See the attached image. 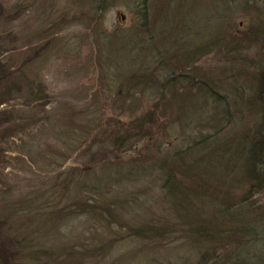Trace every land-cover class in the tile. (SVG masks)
<instances>
[{
    "label": "rangeland",
    "instance_id": "374dc122",
    "mask_svg": "<svg viewBox=\"0 0 264 264\" xmlns=\"http://www.w3.org/2000/svg\"><path fill=\"white\" fill-rule=\"evenodd\" d=\"M94 1L34 0L28 5L25 15L27 21L29 20V27L25 29L24 42H20L23 45L20 52L26 55L23 60L25 69L7 82L4 80L11 76L16 59H4L6 50L14 44V38L7 34L3 25L4 7L0 1V108L15 107L22 114L33 111L36 114L35 118L32 117L34 120H39L43 114L41 110L51 109L52 121L59 125L63 122L69 123L72 126L69 131L71 136L64 141L68 147L60 146L66 157L60 158L64 162L59 170L75 168L77 177L83 179L84 183L100 182L103 190L109 185L110 194L117 197L122 209L119 216L125 217L119 219V222L124 220L125 224H121L120 229L111 231L108 238L105 235L103 240L100 234L95 235L96 231H92L94 234L86 235L87 237L81 234L80 228L85 229L90 220H95V216L85 218L62 245L59 244L61 241L54 242L47 236L53 227L64 221L63 217L57 216L48 224H42L44 228L40 229L41 240L45 242L43 244H55L58 248H68L89 240L92 243L98 242L97 244L108 240L114 241L111 244H128L119 251H113L109 258L101 259V264H210L209 260L198 262L196 247L188 245L189 239L181 232L189 230L183 223H192V229L195 230L204 225L203 215L206 213L205 216L209 219L213 218L216 205L205 208L200 205L201 212L195 209H168V201L159 193L162 178L157 170L156 160L172 155L174 151L191 145L194 140L213 131V126L222 120L214 112L210 117L206 116L205 112L211 110L214 99L212 100L213 97L204 88L202 92L194 94L195 88L192 93L194 95L176 100L172 109L164 113V116L157 113L152 117L153 124L149 127L147 118L143 121L141 116L153 110L158 101V98L154 99L151 95L149 88L152 83L140 84L141 86L138 84L144 90L138 96V103L133 104L127 101L125 103L121 84L128 82L124 78L134 72L140 74L142 71H154L160 67H165L166 71L169 67L168 70L173 69L176 72L181 66H167L168 63L176 60L184 63L187 59L197 58L194 65L197 68L196 74L199 73L198 80L242 107H239L242 114H237L239 109L236 110L233 105L230 109V115L237 120L232 130V137L235 136L245 128L248 120L253 119V111L241 99L242 96L244 101L248 99L250 102L253 90L248 85L241 94L236 93L238 89L234 82V68L235 71L240 68L238 70L243 74L245 68L246 73H252L253 61L260 60L264 53V48L257 49L248 38L247 28L255 19L253 9L248 15V8L247 12L232 14L227 10L223 11L217 0H151L150 12L153 14L157 4L160 6L162 1L163 14L160 23L151 26L153 36L146 38L148 34L137 30L138 17L133 0H106L104 9L98 13L97 18L94 17V21H90L84 13L91 14L89 10L92 9ZM236 1L238 4L242 3V0ZM45 17L53 20L48 22L59 19V24L62 25L54 29L56 35L50 40L55 45L50 49H46L48 42L44 47V42L39 41L40 37L35 33ZM222 27L225 37L221 48L216 49L220 44L218 39L222 36ZM103 33L108 36L119 35L121 39L113 40V54L109 58L106 57L107 40L103 39ZM132 34L145 37L137 38L136 35L135 44L131 41ZM155 44L158 46L154 47ZM143 45L150 47V51L139 50L138 46ZM31 46L34 50L29 51ZM13 57L16 58L15 55ZM237 79L241 80L238 77ZM165 100L161 99L159 110L165 105ZM63 106L74 113L69 121L62 119L63 114L60 113ZM181 106V115L176 116L177 109ZM123 123L129 127V134L133 139L129 144L125 143L120 147L113 143L109 145L110 133ZM39 124L38 121L14 120L7 125H0V149L6 148L0 151V186H13L15 198H24L28 193L36 195L35 187L39 186L40 178L46 176L43 174V167L47 161L39 158L37 163L30 162L25 156L18 157L17 150H9L19 146L21 136L29 129H37ZM40 148L46 150V145L43 144ZM40 148L36 147L35 150L42 151ZM2 153L16 157L6 163ZM213 164H205L204 167H210V171L219 167L215 165L216 162ZM221 167L225 171V176L222 177L225 183L224 193L231 197L240 196L242 177L234 170L238 167L235 157L229 153L223 159ZM56 173L58 171L54 170L46 174L53 176ZM76 191H79V187ZM83 195L87 196L85 192ZM71 196L66 202L73 200ZM145 226L164 231L165 234L158 237L139 235L137 232L140 228L147 230ZM80 236L84 239L81 240ZM7 244V241L0 239V264H14ZM145 244L161 245L148 249L143 247ZM258 249L259 246L254 248L251 244L248 249L243 250L244 256L254 261L261 256ZM217 254L223 255V250L217 249Z\"/></svg>",
    "mask_w": 264,
    "mask_h": 264
},
{
    "label": "trees",
    "instance_id": "16d2710c",
    "mask_svg": "<svg viewBox=\"0 0 264 264\" xmlns=\"http://www.w3.org/2000/svg\"><path fill=\"white\" fill-rule=\"evenodd\" d=\"M0 1L4 7V10L2 9L5 19L3 25L7 34H11L12 39L14 38V44L6 50L5 53L7 54L4 55V59L7 61L16 59L11 76L4 80L7 82L14 75H19V71L25 69L23 60L26 55L20 52V49H23L20 42L21 40L24 42L25 29L29 27L25 10L34 0L32 2L31 0ZM105 1L95 0L92 9L89 10L91 14L84 13V15L89 17L90 21H94V17L98 16V13L104 9ZM133 1L138 17L137 30L140 33L148 34L146 38H149L152 35L151 26L160 23L162 19V1L160 6L157 4L153 14L149 10L151 0ZM217 1L218 6L223 11L227 10L232 14L247 12L246 9L248 8L250 10L247 12L248 15L253 9L255 19L253 24L251 22L247 28L248 38L257 49L262 50L264 48V0H242L240 4L236 0ZM48 21L53 20L45 17V20L40 21L39 30L35 32L40 37L38 40L44 42V47L48 42L46 49L55 45L50 39L56 35L54 29L62 26L59 24V19L54 22ZM223 31L224 28L222 27V36L218 39L219 46L216 47L215 42H213L216 49H220L223 44L225 37ZM103 34L105 35L103 39L107 40V44H105L108 52L106 57L109 58L113 54L112 50L115 43L113 40L120 39V36ZM135 36L132 34L130 37H133L131 41L136 44ZM140 37L145 36L137 35V38ZM234 42L235 40L232 43ZM157 46L158 44H155L154 47ZM138 48L139 50L146 49V51L151 49L144 47V45L138 46ZM32 50H34L33 46L29 48V51ZM14 55L16 58L13 57ZM261 56L260 60L253 61L254 70L252 73H246L245 67V71H243L245 74L238 70L240 68H236V71L234 68L236 75L234 82L236 89H238L236 93L241 94L248 85L250 86L249 89L253 90L250 94V102L248 99L244 101L241 96L242 101L247 104V108L253 111V119L248 120L245 128H242L233 137L232 130L237 120L235 121L230 115V109L232 105L236 110L242 107L235 102H230L225 95L213 91L203 81L198 80L199 73L196 74L197 68L194 65L197 58L187 59L184 63L181 60L168 63L167 66L176 65L177 68L181 66V69L176 72L173 69L168 70L169 67H167V71L165 67H154V71L152 69L149 72L145 70L140 74L133 71V75L130 74L124 78L128 82L125 84L117 83L123 86L122 93H120H124L125 103L127 101L131 104L138 103V96L144 90L138 84L152 83L149 89L152 91L151 95L154 99L158 98L156 99L158 101L154 104L153 110L141 116L143 121H145V117L147 118L149 127H152V117H155L157 113L164 116V113L172 109L176 100L202 92V88L209 93V96L213 97L212 100L214 99L211 110L208 109L205 112L206 116L213 115L214 112L215 116L221 117L223 121L215 124L213 131L194 140L191 145L174 151L170 156L165 155L156 160L157 170L162 178L159 193L168 201V209H195L201 212L200 205L204 208L208 205H216L213 218L210 217L209 219L204 212L205 215L202 219L204 225L200 228L195 230L192 229V223L182 222L189 230L181 232V234L189 239L190 244L188 245L196 247L198 262L209 260L210 264H264V53ZM17 57L20 58L17 59ZM237 77L241 80L238 81ZM195 88L196 90H194ZM193 90L194 94H192ZM161 99L166 100L165 105L161 106L162 108L159 110ZM181 110L182 106L177 109L176 116L181 115ZM41 111L43 114L40 115L39 120H34L32 117L35 118L36 114L33 111L22 114L15 107L0 108V125H7L14 120H31V122L38 121L40 123L37 129H29L25 135L21 136L19 146L11 147L9 150L13 152L17 150L18 157L23 158L25 156L30 162L37 163L39 158L47 161L43 167V174L46 176L41 177L39 186L35 187L36 195L28 193L26 196L24 195V198L18 196L15 198L13 186H0V239L9 243L7 246L14 264H89L90 262L101 264V259L109 258L113 251H119L121 247L128 246V244H111L114 242L111 240L103 244L101 241V244H97L98 242L92 243L89 240L84 241L86 243L83 244H73L68 248H63V246L58 248L55 244H43L45 242L41 240L42 232L40 229L44 228L42 224H48L57 216L63 217L64 221L53 227L47 236L54 242L56 240L61 241L59 244L62 245L70 233H73L72 230L78 229L85 218L89 219V217L95 216V220L88 222L91 225L87 223L85 229L80 228L81 234L84 236H90L94 233H96L95 235L100 234L101 240L105 239V235L108 238L111 231L120 229V225L125 224L124 220L119 222V219L125 217L122 215L120 218L119 214L122 209L117 197L110 194L109 185L103 190L100 182L84 183L83 179L77 177L75 168L68 171L59 170L64 162V159L60 158L66 157L64 149H61L60 146L68 147L64 141L71 136L69 131H71L72 126L67 122L59 125V123L52 121L51 109ZM60 114H63L62 119L67 121L72 119L74 115L73 111L66 106H63ZM237 114H242V111L239 109ZM129 133L127 124H120L118 129L110 133L109 145L113 143L120 147L125 143L129 144L133 139ZM43 144L46 145V150L40 148ZM36 147L42 151L35 150ZM4 149L2 148L0 151ZM229 153L235 157V164L239 167L234 168V170L238 175L240 174L239 177H242L240 185L242 193L238 197H231L224 193L225 183L222 177L225 176V171L221 165ZM2 157L7 160L6 163H9L16 156H6L2 153ZM215 162V165L219 167L212 168L213 171L208 170L210 167H204L206 165L211 166V164L213 166ZM57 163L58 165L55 166ZM54 170L58 173L53 176L46 174H50ZM77 187H79V191H76ZM84 192L87 196L83 195ZM109 195L112 196L108 199L105 198ZM69 196L73 197V200L66 202ZM145 229L147 230L144 231L143 228H140L137 233L150 237L151 235L158 237L165 234L164 231L153 230L150 226H145ZM92 231L96 232L93 233ZM81 238V240L84 239ZM251 244L254 248L255 246L260 248L258 250L261 256L255 258L254 261L244 256L243 253V250L248 249ZM159 245L161 244H145L143 247L154 249ZM80 248L82 249L80 250ZM217 249H222L223 255H218ZM224 250H226L225 253ZM211 254L212 256H208Z\"/></svg>",
    "mask_w": 264,
    "mask_h": 264
}]
</instances>
